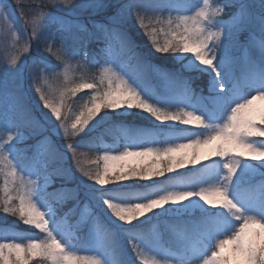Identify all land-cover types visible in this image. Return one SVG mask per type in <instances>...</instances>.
Returning a JSON list of instances; mask_svg holds the SVG:
<instances>
[{
	"label": "snow or ice",
	"instance_id": "obj_1",
	"mask_svg": "<svg viewBox=\"0 0 264 264\" xmlns=\"http://www.w3.org/2000/svg\"><path fill=\"white\" fill-rule=\"evenodd\" d=\"M172 11L188 14L158 16L166 31L145 24V13ZM18 21L31 35L21 48L26 55L0 68V165L10 169L8 176L26 171L37 179L24 183L21 178L16 195L6 179L0 216L18 218L26 233L46 235L20 238L16 227L0 226V234H11L0 235V264H30L35 258L50 264H174L144 260L141 252L153 243L141 229L164 216L186 219L206 233L203 246L192 250L199 258L185 252L175 264H264V214H258L264 213V183L257 191L251 179L253 174L264 178V108L254 106L264 101V0H212L211 5L202 0L194 7L178 0L3 5L0 26L12 32ZM135 28L143 30V43ZM102 53L108 66L99 84L106 81V87L101 91L95 78L76 84L67 90L72 96L82 89L93 94L74 116L62 112L64 93L56 103L44 86L60 67L52 57L62 64L78 57L92 63ZM155 88L163 91L157 94ZM130 119L154 129L185 126L186 142L151 147L153 133L124 127ZM106 123L121 128L129 143L123 151H105L102 168L88 171L77 147L89 144L90 134ZM197 166L202 172L171 178ZM237 183L240 194L234 197L230 190ZM133 188L142 191H118ZM192 205L199 210L196 216ZM84 210L97 220L93 240L102 235L109 241L105 247L115 249L107 258L98 259L99 252L77 254L82 241L66 219ZM120 235L134 257L116 243Z\"/></svg>",
	"mask_w": 264,
	"mask_h": 264
},
{
	"label": "trees",
	"instance_id": "obj_2",
	"mask_svg": "<svg viewBox=\"0 0 264 264\" xmlns=\"http://www.w3.org/2000/svg\"><path fill=\"white\" fill-rule=\"evenodd\" d=\"M16 0H2V8L3 5H11L15 4ZM24 3H33L37 7H42L46 0H23ZM146 2H150V0H146ZM200 0H178V3L187 6V7H194L197 3H199ZM210 5L212 4V0H209ZM45 13L49 11L47 7H43L42 9ZM180 14H187L182 11H172V12H164V13H145V24H152L157 28L159 31L160 29L167 30L166 24H160L157 23V17L159 16L163 20H167L168 17L171 15L172 17H176ZM43 19H46V17H43ZM23 21H18L17 24L14 26V30L16 32V37L13 41L7 43L4 47L0 48V68H10L11 67V60L14 57L23 58L26 54L21 51L22 45L24 43H30L28 41V36L31 35V29L28 28L26 31L22 27ZM131 26V25H130ZM182 30V29H181ZM133 31L136 33V38L140 42H144V37L142 36V29L135 28ZM161 39V42L163 41V36L159 37ZM31 46V44H30ZM41 50H43L41 48ZM159 55V54H157ZM241 56V59H243V53L239 54ZM52 60L54 63L59 64L60 67L57 68L55 71L48 74V78L45 82V90L50 93L51 98L54 102L59 103L61 98V93H64V101L65 104L62 107V112H66L71 116H74L75 113L79 111V108L83 105L84 102H86L90 96L93 94L92 90H86L82 89L79 93H77L76 96H72L67 90L71 87H74L76 84H79L81 82H92V78H95V81L97 83V86L100 87L101 91L106 87L107 82L105 81V84L101 86L99 84V78L100 73L104 65L105 56L103 53L96 58L95 61L92 63H88L86 61H82L81 58L76 59H68L66 63H61L60 61H56L55 57H52ZM159 63H164V58H160ZM164 66H168L167 64H164ZM193 88H196V84L192 85ZM163 90L160 88H155L154 92L157 94H160ZM175 110V109H172ZM145 116L147 114H144ZM149 120L151 118L149 117ZM159 123V122H157ZM138 127V128H144L150 132L153 133V140L154 143H152V147L154 148H164L170 146L171 143L178 139H185V137L188 135V132L182 131V129L185 126H177L176 129H168V128H160V129H154L151 128L147 121L135 119V120H129L125 122L124 127ZM82 135V134H81ZM192 138H195L194 136ZM87 139V137L85 138ZM35 142V138L28 140L27 143L31 144ZM57 143L63 144V140H57ZM129 141L127 140L126 136L124 135L121 128L118 127H110L109 124H102L99 127L95 129L93 133L90 134V143L87 145H79L77 147V152L79 154V161L80 164L88 171L95 172L98 168H102L103 161L100 159L102 156V152L104 151H111V152H117L120 151L124 144H128ZM191 151V150H188ZM151 159V157L146 158V160ZM0 168H3V165H0ZM242 172L244 170H241ZM198 172H202V169L200 166H197L196 169L189 171L188 169H181L179 170V173H173L171 174V178L173 180H180V179H186L187 177L193 176L197 174ZM79 174V173H78ZM246 175V173H244ZM258 177H261L259 174H253L251 177L252 179V186L253 183L257 180ZM21 178H23L24 183L28 182V175L27 172H18L16 177H9L6 178L4 175V170L0 171V188H3L5 180H8V187L9 191L12 195H16V192L19 191L21 187ZM163 179V178H162ZM57 183H59L57 181ZM132 183V182H128ZM202 186L208 187L207 184H203ZM240 184L237 183L231 188V191H234L235 193L239 192L240 190ZM113 186H108L107 190H112ZM51 189H49L50 191ZM142 189L133 188V189H118L120 192H128V191H137ZM198 190V189H197ZM259 190V189H258ZM257 190V191H258ZM2 195V193H0ZM71 201L68 202V204L65 207L71 206ZM192 207V216H196L199 214V210L196 209L194 205ZM97 212H100V208L96 209ZM80 212L77 211V213L69 218L66 219V223H68L70 226L74 227L75 229H78L77 231H74V235H76L78 238L81 239V243L77 244V254L83 255L82 251L87 249V246L92 242L93 238V230L97 229L98 224L97 220L94 218V213L90 211L89 216L86 220L80 219ZM264 214V213H263ZM14 218L11 217L9 214V218L5 221L4 217L0 216V226L5 227H16L20 231H23L25 226L19 225L18 222H16ZM157 222V227L161 231V247L164 249L166 255V259H170L174 262L181 256L182 253L187 252L188 256L190 255V249L186 246L183 247L182 244L179 243V241H182V239L185 240V237L183 236L184 231L189 230L191 235H193L196 239H202L204 241L205 238V231L201 228H199L194 223L189 222L186 219H177L173 216H164L155 219L154 221L148 222L142 229H141V235L151 237L152 233L151 230L153 228L150 227V224L152 222ZM100 232H103L102 226H99ZM117 231H119L117 229ZM34 235L39 237V239L45 238L46 234H41L36 232L35 230L33 232ZM7 233H3L0 235H4ZM100 239L102 242L106 245L109 241L108 239L104 238L102 235L100 236ZM116 243L119 245L120 248L124 250V252L127 254L128 257H134V254L131 252V247L127 243V240L125 236L120 235L115 238ZM26 243V242H25ZM111 249V254L114 253L115 249ZM142 256L144 260H162L165 259L164 255H161L159 257L154 256L152 254H149V252H146L143 248L141 249ZM225 254H228V249L225 250ZM30 264H50V262H45L42 260V258H35L34 260L30 261ZM137 264H142V261H137Z\"/></svg>",
	"mask_w": 264,
	"mask_h": 264
},
{
	"label": "rangeland",
	"instance_id": "obj_3",
	"mask_svg": "<svg viewBox=\"0 0 264 264\" xmlns=\"http://www.w3.org/2000/svg\"><path fill=\"white\" fill-rule=\"evenodd\" d=\"M199 4L202 6V0L199 2ZM0 10H2L1 3H0ZM15 36H16V33H15L14 29H13L12 32H8L5 28L0 26V48L4 47L7 43L13 41ZM107 66L108 65L106 64L103 67H107ZM254 106L256 108H264V101L256 100V101H254ZM182 142H186V140H176L173 143H182ZM125 146H127V145H124L120 151H123ZM149 146L152 147V144L149 145ZM130 150H132V149H130ZM104 152H102V155L104 154ZM111 153H115V152H111ZM110 163H116V162H110ZM3 169H4L5 177L9 178L10 176H8V172L10 171V169L5 168L4 165H3ZM27 175H28V181L37 179L34 176H30L28 173H27ZM258 181H260V184L256 185L257 188L260 187L261 184L264 182V178L260 177ZM239 194L240 193H230V195H232L234 197L239 195ZM89 212H90V210L81 211L80 212L81 219H86V217L89 214ZM258 214H262V213H258ZM17 235L20 238H22V237H24L26 235L32 236L33 238H39L36 235H34L33 233H26V232L20 231V230L17 232ZM3 236L6 237V238H11V234L10 233L4 234ZM183 236L185 237V240L182 239V241H179V243L182 244L183 247H186V246L189 247L191 253H190V256H188V257L191 258V259L199 258V256H200L199 253H197L196 256H192V250L201 248L203 246V243H199L198 241L188 242L187 239L189 238V235L185 234V232H184ZM142 237L144 239H146V240H151L153 242L152 245H150L149 247L143 248L146 252H149V254H152L153 257L154 256L159 257L161 255H164L163 254L164 253V249L161 247V245H159V241H160V238H161L160 230L155 229L154 233H153V236H151V237H147V236H142ZM153 237H154V240H153ZM15 242H20V240L17 239ZM24 242H27V241L25 240ZM226 248H228V246H226ZM110 250L111 249L106 248L105 244L102 242V240L100 238H98V239H95V241L92 240V243H90L87 246V249L82 251V253H83V255L92 257V256H97V252H99V253H101V256H97V258L101 259L102 257L103 258H107V256L112 255ZM164 258L166 259V255H164Z\"/></svg>",
	"mask_w": 264,
	"mask_h": 264
},
{
	"label": "bare ground",
	"instance_id": "obj_4",
	"mask_svg": "<svg viewBox=\"0 0 264 264\" xmlns=\"http://www.w3.org/2000/svg\"><path fill=\"white\" fill-rule=\"evenodd\" d=\"M150 227L151 228H156L157 227V222L155 221V222H152L151 224H150ZM97 229H94L93 230V233L96 231ZM100 238V237H99ZM92 240H93V238H92ZM92 243V242H91Z\"/></svg>",
	"mask_w": 264,
	"mask_h": 264
}]
</instances>
